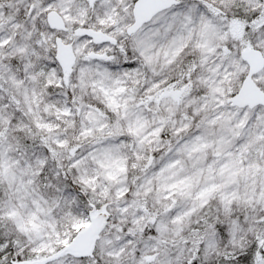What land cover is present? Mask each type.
Masks as SVG:
<instances>
[{
	"label": "clouds",
	"instance_id": "9594fccd",
	"mask_svg": "<svg viewBox=\"0 0 264 264\" xmlns=\"http://www.w3.org/2000/svg\"><path fill=\"white\" fill-rule=\"evenodd\" d=\"M0 237V264H264V0H0Z\"/></svg>",
	"mask_w": 264,
	"mask_h": 264
},
{
	"label": "snow or ice",
	"instance_id": "6c2138e0",
	"mask_svg": "<svg viewBox=\"0 0 264 264\" xmlns=\"http://www.w3.org/2000/svg\"><path fill=\"white\" fill-rule=\"evenodd\" d=\"M4 239H5L4 237H0V244L4 242ZM10 248H11V245L9 244L5 247L4 251H9ZM0 255H3V252H0ZM242 259H247V257H243Z\"/></svg>",
	"mask_w": 264,
	"mask_h": 264
}]
</instances>
